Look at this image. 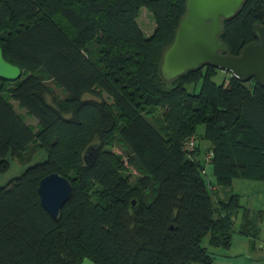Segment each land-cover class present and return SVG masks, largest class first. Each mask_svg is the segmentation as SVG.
<instances>
[{"label":"trees","instance_id":"16d2710c","mask_svg":"<svg viewBox=\"0 0 264 264\" xmlns=\"http://www.w3.org/2000/svg\"><path fill=\"white\" fill-rule=\"evenodd\" d=\"M185 1L0 0L3 56L21 69L0 79V173L31 142L47 154L0 186V264H213L204 240L229 248L240 211L238 233L257 238L259 217L217 190L258 168L264 179V87L229 71L215 81L209 64L163 80L161 56ZM142 8L155 22L150 35L137 22ZM222 22L219 37L238 54L256 41L264 0H246ZM191 136L194 149L184 150ZM91 144L98 151L86 164ZM53 172L72 185L57 219L37 191Z\"/></svg>","mask_w":264,"mask_h":264},{"label":"water","instance_id":"95a60500","mask_svg":"<svg viewBox=\"0 0 264 264\" xmlns=\"http://www.w3.org/2000/svg\"><path fill=\"white\" fill-rule=\"evenodd\" d=\"M246 0H186L185 13L179 21L171 43L163 51L159 66L160 76L170 83L187 70L203 64L229 71L236 78L254 79L264 87V24H255L256 41L246 44L238 54L228 52V46L219 35L223 30L222 20L240 12ZM21 69L8 62L0 46V79L15 81ZM98 145L91 144L84 152L86 164H92ZM42 207L57 219L62 206L70 198L72 185L68 178L53 172L42 177L38 184ZM132 200V205L135 204ZM81 264H96L84 258Z\"/></svg>","mask_w":264,"mask_h":264},{"label":"rangeland","instance_id":"374dc122","mask_svg":"<svg viewBox=\"0 0 264 264\" xmlns=\"http://www.w3.org/2000/svg\"><path fill=\"white\" fill-rule=\"evenodd\" d=\"M137 22L146 35H150L154 28L155 22L151 16V13L146 9L142 8ZM224 70H218L217 75L214 77L215 81H220L221 75H224ZM14 86V83H11ZM54 94L63 98L64 93L61 89L55 87L52 84ZM189 91L198 90V86L194 89L193 85L187 86ZM90 95H87V97ZM47 99L51 101V97L48 96ZM13 104L15 111L19 112L24 118L25 122L31 126V128L36 131L38 129L37 120L31 115L27 114L25 109L19 107L17 101L14 99L10 100ZM202 126L198 127L197 131H202ZM202 133V132H201ZM199 144L202 151V156L205 154V147L209 145V142L203 138L199 139ZM114 150L121 153L123 152L120 145H116ZM47 158V154L44 150L36 146V143L31 142L21 155H9L8 160L10 162V167L7 171L0 173V186L6 185L11 179L21 175V173L30 165L44 161ZM264 166V159L262 162ZM134 172V171H133ZM260 172L255 171V174L249 175L248 177H241L238 175H233L230 185L227 187H218L217 196L220 199H227L230 194L239 195L240 203L243 207L247 208L251 216L259 217V238L256 243V248L254 253H250V248L248 246L249 241L245 239L244 236L238 233V226L240 224V218L242 211H240L234 219V228L231 246L227 249L221 247H211L208 245L207 241L204 240L203 244L208 247L209 251L213 253L214 261L213 264H264V244L261 240L264 238V179L257 174ZM207 173L211 180L215 181L212 174L210 166H207ZM246 240V241H245ZM261 245V247H259ZM251 254V255H250ZM198 264V263H193Z\"/></svg>","mask_w":264,"mask_h":264},{"label":"crops","instance_id":"0c3cea01","mask_svg":"<svg viewBox=\"0 0 264 264\" xmlns=\"http://www.w3.org/2000/svg\"><path fill=\"white\" fill-rule=\"evenodd\" d=\"M259 228H260V226H259ZM260 230V229H259ZM260 232V231H259ZM240 234V233H239ZM241 235V234H240ZM242 236H244V235H242ZM245 237V239L246 240H248L249 241V244H248V246H249V248H250V253H254L255 252V248H256V243H257V240H258V238H259V234H258V236H257V238H253V237H247V236H244ZM245 240V241H246ZM262 241V243L264 244V238H263V240H261ZM259 247H261V245L259 246ZM251 255V254H250ZM231 262H228V263H222V264H230Z\"/></svg>","mask_w":264,"mask_h":264},{"label":"built area","instance_id":"2783aa9c","mask_svg":"<svg viewBox=\"0 0 264 264\" xmlns=\"http://www.w3.org/2000/svg\"><path fill=\"white\" fill-rule=\"evenodd\" d=\"M195 138H194V136H191L186 142H185V144H184V146H183V148H184V150H192V149H194V146H195ZM209 155H211V153L209 154ZM208 155V156H209Z\"/></svg>","mask_w":264,"mask_h":264}]
</instances>
